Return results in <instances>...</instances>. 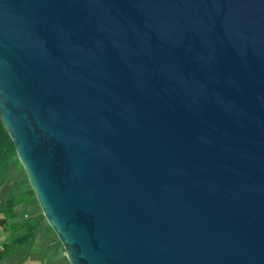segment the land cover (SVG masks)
<instances>
[{"label": "water", "instance_id": "1", "mask_svg": "<svg viewBox=\"0 0 264 264\" xmlns=\"http://www.w3.org/2000/svg\"><path fill=\"white\" fill-rule=\"evenodd\" d=\"M0 119L69 264H264V0H0Z\"/></svg>", "mask_w": 264, "mask_h": 264}, {"label": "crops", "instance_id": "2", "mask_svg": "<svg viewBox=\"0 0 264 264\" xmlns=\"http://www.w3.org/2000/svg\"><path fill=\"white\" fill-rule=\"evenodd\" d=\"M30 187L18 160L0 170V264H69ZM12 201L16 205L8 212ZM27 221L36 224L32 242L12 247L14 239L24 234Z\"/></svg>", "mask_w": 264, "mask_h": 264}, {"label": "trees", "instance_id": "3", "mask_svg": "<svg viewBox=\"0 0 264 264\" xmlns=\"http://www.w3.org/2000/svg\"><path fill=\"white\" fill-rule=\"evenodd\" d=\"M14 160H18L15 146L0 119V170H2L7 163H10ZM15 205L16 201H12L8 206V212L9 210H12ZM22 227L24 229V234L14 239V242L11 244L12 247L25 245L32 242L33 230L35 229L36 224L27 221L23 222Z\"/></svg>", "mask_w": 264, "mask_h": 264}, {"label": "rangeland", "instance_id": "4", "mask_svg": "<svg viewBox=\"0 0 264 264\" xmlns=\"http://www.w3.org/2000/svg\"><path fill=\"white\" fill-rule=\"evenodd\" d=\"M18 159V158H17ZM22 167V166H21Z\"/></svg>", "mask_w": 264, "mask_h": 264}]
</instances>
